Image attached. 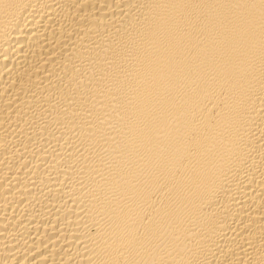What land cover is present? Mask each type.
I'll return each instance as SVG.
<instances>
[{"label": "bare ground", "instance_id": "bare-ground-1", "mask_svg": "<svg viewBox=\"0 0 264 264\" xmlns=\"http://www.w3.org/2000/svg\"><path fill=\"white\" fill-rule=\"evenodd\" d=\"M0 264H264V0H0Z\"/></svg>", "mask_w": 264, "mask_h": 264}]
</instances>
